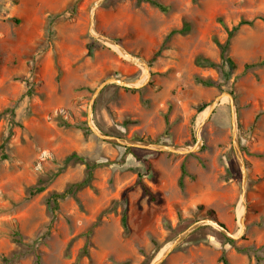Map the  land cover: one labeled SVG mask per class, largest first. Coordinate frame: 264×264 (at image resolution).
I'll return each mask as SVG.
<instances>
[{
    "label": "rangeland",
    "instance_id": "obj_1",
    "mask_svg": "<svg viewBox=\"0 0 264 264\" xmlns=\"http://www.w3.org/2000/svg\"><path fill=\"white\" fill-rule=\"evenodd\" d=\"M157 1L167 10L138 0H0V264H152L210 219L209 208L224 230L200 224L160 264H224L222 255L264 264V0ZM226 41L233 64L221 54ZM107 79L133 87L99 91L97 130L196 149L85 134ZM223 92L234 97L244 166L229 99L209 113ZM72 153L96 167L52 212L46 199L85 177Z\"/></svg>",
    "mask_w": 264,
    "mask_h": 264
},
{
    "label": "water",
    "instance_id": "obj_2",
    "mask_svg": "<svg viewBox=\"0 0 264 264\" xmlns=\"http://www.w3.org/2000/svg\"><path fill=\"white\" fill-rule=\"evenodd\" d=\"M101 1V0H99ZM94 19V13H92L91 15V24L92 21ZM131 59H133L134 61H138L135 57L130 56ZM141 64L147 69V73L148 72V66L145 62H141ZM109 83H116L119 85H123L126 87H133L130 83L120 80V79H107L105 81H103L94 91L93 95H92V101L91 104L89 105V111H88V126L90 127L92 133L96 136H98L99 138L106 140V141H110V142H117L120 144H123L125 146H137V147H142V148H153V149H157L160 151H168V152H174V153H185V152H190L196 149V146L192 147L191 149H184V150H179L175 147H171L168 145H164V144H159V143H148V142H142V141H133V140H128V139H124V138H120V137H116V136H112L106 133H102L99 130H97L96 127H94V125H92V123H90V111H91V106H92V102L94 100V98L96 97V95L99 93V91L107 84ZM222 97H227L229 99V102L231 104V111H232V126H233V130H232V141H233V146L234 149L236 151V153L238 154V159L239 162L241 164V166L243 165V161H242V153L240 151V147H239V143H238V138H237V133H236V127H235V123H234V114H235V104H234V97L230 92H223L222 94L218 95L214 101L210 104L209 106V113L214 109V107L216 106V104H218L220 102V100L222 99ZM243 175H245V173H243ZM243 194H244V190H243ZM241 221H243V219H241ZM210 223L213 225H216L217 227H219L220 229L224 230V227L221 226L220 222L218 220H212V219H206V220H200V221H196L195 223H193L191 226H189L188 228H186L175 240H173L171 242V244L169 245V247L166 249V251H164V253L162 254V256L160 258H158L157 260H155L152 264H160L162 263V261L165 259V257L186 237L188 236L195 228H197L200 224L202 223ZM229 235V233H228ZM231 238H235L236 236L234 235H229Z\"/></svg>",
    "mask_w": 264,
    "mask_h": 264
},
{
    "label": "trees",
    "instance_id": "obj_3",
    "mask_svg": "<svg viewBox=\"0 0 264 264\" xmlns=\"http://www.w3.org/2000/svg\"><path fill=\"white\" fill-rule=\"evenodd\" d=\"M138 1L148 2L150 5L158 8L161 11H166L167 10V7L164 4L160 3L159 1H157V0H138ZM57 17H64V15L62 13L61 14L50 15L49 16V22L52 21L53 19L57 18ZM187 30H188L187 26H184L180 30H173V31H171L169 33L168 37L171 36L172 34L176 33V32L184 33ZM234 30L235 29H231V30L228 31V39L233 36ZM227 44H228V41H226V43L221 46V54H222V57L226 61H228L230 64H233L232 58L226 55ZM89 48H90L89 49V53H91V50H92L93 47L90 46ZM155 55H154V57H155ZM199 60H200V64H207V65H210V66H214L215 65V63H213L212 61H210L208 59H199ZM203 82L205 84H209L208 81H203ZM205 107H206V105L201 107V108H199L198 112H201L202 110H204ZM83 130H84L85 134L86 133H90V127L88 125L85 126L83 128ZM68 159L77 160V161H80V162L85 164V169H86L85 177H84V179L81 182H78V183L70 185L68 188H66L61 193L54 192L46 199V204H47V206L49 207V209L52 212L57 210L58 203H59L60 200L64 199L65 197L73 194L76 190H79L80 188H82V187H84V186L89 184L90 179L92 177V171L96 167V163H91V162H89L87 160H84L83 156L77 155L76 153H72L68 157ZM181 170H182V174H186L187 173L184 165H182ZM141 186H142L143 192L148 196V198L150 200H155L156 199L155 195L147 188V186H145L143 183H141ZM40 190H42V187L36 186V187L30 189V194H35V193L39 192ZM206 216L208 218L212 219V220H217L216 213L211 208L206 210ZM121 223H122V226L124 227V229L127 231L128 230L127 213H126L125 210L122 212V215H121ZM220 224H221L222 227H224V225L222 223H220ZM15 234H17V233H15ZM225 240H227L228 242H233L232 239L227 238V237H225ZM221 260L223 261L224 264H227V261H226V259H225V257L223 255L221 256Z\"/></svg>",
    "mask_w": 264,
    "mask_h": 264
}]
</instances>
